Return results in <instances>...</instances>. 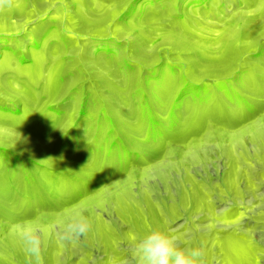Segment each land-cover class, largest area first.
<instances>
[{
    "label": "rangeland",
    "instance_id": "1",
    "mask_svg": "<svg viewBox=\"0 0 264 264\" xmlns=\"http://www.w3.org/2000/svg\"><path fill=\"white\" fill-rule=\"evenodd\" d=\"M247 28L249 37L235 40L239 56L225 59V46ZM262 49L264 0H14L0 10V166L6 147L42 163L35 181L22 172L23 183L0 185L15 196L0 200V264H28L19 240L26 225L43 230V264H121L128 246L154 229L202 247L206 264H264ZM202 51L208 58L191 74L216 61L209 69L219 78L196 84L214 87L227 75L258 108L215 87L199 100L185 86L166 104L179 106L181 123L168 110L158 123L140 120L137 69L154 71L149 81L164 92L160 75L173 77ZM59 65L65 72L54 87ZM76 210L93 228L62 242L58 227Z\"/></svg>",
    "mask_w": 264,
    "mask_h": 264
},
{
    "label": "bare ground",
    "instance_id": "2",
    "mask_svg": "<svg viewBox=\"0 0 264 264\" xmlns=\"http://www.w3.org/2000/svg\"><path fill=\"white\" fill-rule=\"evenodd\" d=\"M155 9H156V7H155ZM154 10V9H153ZM247 27V26H246ZM253 32V31H252ZM250 29L249 28H247V29H245V31L244 32H242V33H240L239 32V34H238V36L233 40V41H231V42H229L226 46H225V49H224V56L226 57L225 59H227V57H229L230 59H232L233 57H238L239 56V52H240V49H238V47H236V45H235V42L238 40L239 41V39H241V36H243V35H248V37H249V35H250ZM254 34V33H253ZM236 35V34H235ZM254 36V35H253ZM235 37V36H234ZM176 38H178V36L176 37ZM236 40V41H235ZM181 44V43H180ZM138 45V44H137ZM176 45V44H175ZM137 47V46H136ZM143 47V46H142ZM180 47V46H179ZM178 47V49L180 50V51H182V49L181 48H179ZM244 47H246V46H244ZM260 47V46H259ZM176 48V47H175ZM184 48H187V47H184ZM243 48V47H242ZM261 48V47H260ZM245 49V48H244ZM249 49V48H248ZM185 51H191V49H184ZM184 51V52H185ZM262 51H264V49H262ZM246 52V51H245ZM259 52H260V50H259ZM137 54V53H136ZM243 54V53H242ZM196 55V54H195ZM193 56V55H192ZM197 56H199L198 57V60L196 61V62H193V61H190V62H187L186 64H185V67H181L180 66V68H178V69H176V68H173L175 71H174V74H172L173 75V77H171V78H168V77H166V79H165V76H164V74H161L160 76H162V79L161 80H165L166 82H168V84H167V86L168 87H166V88H168L167 89V91H164V92H161V91H159L158 89H155L156 87H154V85H153V83L152 82H150L149 81V79H150V76L151 75H153L155 72L154 71H148V72H144L142 69H137V71H136V69H135V71H136V73H135V79H134V84H135V89H134V91H133V94H134V97L133 98H136L135 100H137L136 102L138 103V105H139V109H138V112H137V115L140 117V120L142 119H150V120H152L153 122H156V123H158L159 122V120H160V118H159V113H164V111L165 110H168V111H170L171 113H172V123L173 124H179V119H178V114H179V112H180V110H179V106L178 107H175V108H172V109H168V106H166V104L167 103H173L177 98H180L182 95H183V93L185 92V86H187V90L188 91H195L196 92V94H194V95H197V98L200 100V99H208L209 97H211L210 95H211V93H212V91L214 90V87L216 88V89H223L226 93H227V96H229L230 98H233V99H238L239 101H241L242 103H244L245 105H246V107H248L249 108V110L250 111H255L258 107L257 106H255V105H253V104H251L250 105V103H249V101L246 99V97L244 96V95H242V92H245L246 91V88H244L243 86L241 87H239V89H237V88H235L234 87V85L230 82V79L228 80L227 79V75H225L224 77L223 76H221L220 78H222L221 80H219L218 81V84L216 85V86H214V87H207V86H204V85H198V84H196V82H198V81H200V80H203L204 78H211V77H213V76H215V74H214V70H212V69H209V68H212V67H214V66H216L217 65V63L218 62H216V61H212V63L210 64V66L208 67V69H205V71L202 73H200L199 75H196V76H194L193 74H191V72H193V70H194V74H196L195 73V69L197 70L198 68V66L199 67H202L201 66V64H200V62L201 61H204V60H206L207 58H208V55H207V52L206 51H202V52H199V54L197 55ZM223 56V55H222ZM232 57V58H231ZM229 58H228V60H229ZM190 59V58H189ZM224 59V57L222 58V61L224 62V64H226V62H225V60H223ZM236 59V58H235ZM238 59V58H237ZM228 60H226L227 62H228ZM231 61V60H230ZM235 61V60H234ZM234 63V62H233ZM40 65V64H39ZM38 65V66H39ZM175 65V64H174ZM180 65V64H179ZM230 66V65H229ZM174 67V66H173ZM204 67V66H203ZM35 68H38L37 66L35 67ZM34 68V69H35ZM205 68H206V66H205ZM39 69V68H38ZM41 69V68H40ZM228 69V68H227ZM226 69V70H227ZM230 69V68H229ZM225 70V71H226ZM64 72H65V69H64V67L63 66H58L55 70H54V73H53V75H52V77H51V83L53 84V86L54 87H57L58 86V82H59V80L61 79V77L64 75ZM197 72V71H196ZM262 71H260L259 73H261ZM219 74V73H218ZM229 74V73H228ZM148 75H150V76H148ZM132 76V75H131ZM219 76V75H218ZM214 77V78H219V77ZM197 77H199V80H197ZM232 77V76H231ZM230 77V78H231ZM261 77H262V75H261ZM132 79H133V77H131ZM169 79V80H168ZM50 81H49V83H50ZM260 81V80H259ZM258 81V82H259ZM257 81H254V83H256ZM262 82H264V81H262ZM132 83V82H131ZM163 83V82H162ZM261 83V82H260ZM165 84V83H164ZM241 84V83H240ZM239 84V85H240ZM183 85V86H182ZM244 85V84H243ZM51 86V85H50ZM157 86V85H156ZM245 86V85H244ZM133 87V86H132ZM51 88V87H50ZM110 90V89H109ZM111 90H113V89H111ZM253 90V89H252ZM252 90L250 89V91L252 92ZM31 91V90H30ZM56 91V90H55ZM29 92V91H28ZM32 92V91H31ZM153 92H155L156 94H157V98L156 99H149L148 98V95L150 94V93H153ZM247 92H249V91H247ZM254 92V91H253ZM50 93V92H49ZM111 93V92H110ZM116 93H117V91H116ZM119 93V92H118ZM225 93V94H226ZM255 93L257 94V91L255 90ZM60 94V93H59ZM249 94V93H248ZM114 95V94H113ZM117 95V94H116ZM153 95V94H152ZM253 95V94H252ZM112 96V95H111ZM122 96H124V94L122 95ZM133 96V95H132ZM213 96V95H212ZM248 96V95H247ZM156 97V96H155ZM228 97V98H229ZM253 97H254V95H253ZM112 98H114V97H112ZM117 98V97H116ZM115 98V99H116ZM127 99V98H126ZM182 99V98H181ZM253 99H256V98H253ZM124 100V99H123ZM134 100V101H135ZM187 100V99H186ZM204 100V101H205ZM250 100V99H249ZM131 101V100H130ZM185 101V100H184ZM183 101V102H184ZM104 102V101H103ZM103 102H102V104H103ZM127 102V101H126ZM125 102V103H126ZM182 101H180V103H181ZM182 102V103H183ZM201 102V101H200ZM105 103V102H104ZM259 103V102H258ZM129 104V103H128ZM206 105V104H205ZM238 105H239V103H238ZM104 106H106V105H104ZM108 106H110V104L108 105ZM186 107V106H185ZM205 107V106H204ZM226 107V106H225ZM228 107V106H227ZM243 107V106H242ZM170 108V107H169ZM261 108V107H260ZM183 109V108H182ZM221 109V108H220ZM27 110V109H26ZM212 110V109H211ZM248 110V109H247ZM22 111V110H21ZM104 111V110H103ZM182 111V110H181ZM248 112V111H247ZM214 113V112H213ZM223 113V112H222ZM250 113V112H249ZM255 113V112H254ZM217 114V113H216ZM219 114H221V113H219ZM226 114H227V112H226ZM23 115H25V114H23ZM133 115V114H132ZM212 115V114H211ZM225 115V114H224ZM228 115V114H227ZM214 116V115H213ZM216 116V115H215ZM219 116V115H218ZM105 117H109V118H112V120H113V118H114V120H115V114L114 113H111V111L109 110V109H107V111L105 112ZM199 117V116H198ZM219 117H222V116H219ZM224 117V116H223ZM222 117V118H223ZM228 117V116H227ZM226 117V118H227ZM231 117V116H230ZM1 118V117H0ZM216 118H217V116H216ZM215 118V119H216ZM221 118V119H222ZM225 118V117H224ZM235 118V117H234ZM23 119H24V117H22L18 122H22L23 121ZM229 120H231V118H228ZM233 119V118H232ZM236 119V118H235ZM234 119V120H235ZM238 119V118H237ZM18 120V119H17ZM182 120V119H181ZM218 120V119H217ZM228 120V121H229ZM119 121V120H118ZM161 121V120H160ZM191 121H192V119H191ZM202 121V120H201ZM238 121V120H237ZM236 121V122H237ZM2 122V121H1ZM115 123H116V121H115ZM161 123V122H160ZM181 123V122H180ZM233 123V122H232ZM235 123V122H234ZM120 125V124H119ZM193 125V124H192ZM195 125V124H194ZM201 125V124H200ZM22 126V125H21ZM37 125H36V123H34V124H29V128H31V130H32V127H36ZM115 126V125H114ZM144 126H145V124H144ZM179 126V125H178ZM195 126H197V129H198V125H195ZM26 127V126H25ZM126 127V126H125ZM200 127V126H199ZM178 128V127H177ZM118 129V128H117ZM159 129V128H158ZM158 129H153V130H151L148 134H149V136L151 137V136H155V134H157L159 131H158ZM196 129V128H195ZM200 129V128H199ZM45 130V129H44ZM113 132H114V129L112 130ZM120 132V131H119ZM45 133V132H44ZM116 133V132H115ZM42 134V133H41ZM40 134V135H41ZM47 133H45V135H46ZM44 135V136H45ZM127 135V134H126ZM167 135V134H166ZM42 136V135H41ZM47 136V135H46ZM109 136V135H108ZM148 136V137H149ZM67 137V136H66ZM81 137V136H80ZM129 137V136H128ZM71 138V137H70ZM84 138H86V137H84ZM4 139H6L7 140V138L5 137ZM24 139V138H23ZM121 139V138H120ZM149 139V138H148ZM73 140V139H72ZM117 140V139H116ZM9 141V140H8ZM16 141V140H15ZM36 141V140H35ZM61 141V140H60ZM70 141V140H69ZM77 141H78V138H77ZM82 141V140H81ZM100 141V140H99ZM17 142H19L18 140H17ZM66 142V141H65ZM68 142V141H67ZM76 142V141H75ZM124 142V140L122 139V143ZM35 143V142H34ZM62 143V142H61ZM81 143V142H80ZM83 143H84V141H83ZM96 143V142H95ZM4 144V143H3ZM12 144V143H11ZM28 143H26V145H27ZM37 144V143H36ZM41 144V143H40ZM39 144V145H40ZM57 144V143H56ZM69 145V143H62V145L63 146H66V145ZM86 144V143H85ZM84 144V145H85ZM92 144V143H91ZM99 144V143H98ZM125 144V143H124ZM19 145V144H18ZM35 145V144H34ZM79 145V144H78ZM127 145V144H126ZM141 145V144H140ZM29 146V145H28ZM61 146V145H60ZM62 146V147H63ZM69 146H71V145H69ZM124 146V145H123ZM1 147V146H0ZM13 147V146H12ZM21 147V146H20ZM32 147H33V145H32ZM31 147V148H32ZM41 147H43V146H41ZM54 147V146H53ZM56 147V146H55ZM75 147V146H74ZM130 147V146H129ZM8 149V151H7V153H8V155L5 157L6 159V162L5 163H3V165H1L0 166V185L2 186V185H4V187H6V184H9V183H15V182H18V181H21L20 180V173H22V172H26V173H28V177H27V180L29 181V182H33V181H35L34 180V176H36V175H33V173H32V171H34L35 172V170H33V168L35 167V165L36 164H42V163H40V159L38 158V157H28V156H26L25 154H17L15 151H13V150H9V147H6V148H3V149H1V150H4V151H6ZM18 149H19V147H18ZM28 149H30V148H28ZM27 149V150H28ZM34 149V148H33ZM72 149V148H71ZM24 150V149H23ZM48 150H49V148H48ZM47 150V151H48ZM53 150H54V148H53ZM55 150H56V148H55ZM54 150V151H55ZM32 151V150H31ZM54 151H53V153H54ZM19 152V151H18ZM50 152V150L48 151V153ZM56 152V151H55ZM29 154V153H28ZM52 154V153H51ZM55 154V153H54ZM56 155V154H55ZM36 156H39V155H36ZM52 156H53V154H52ZM57 156V155H56ZM73 156H75V155H73ZM78 156V155H77ZM42 157H44L45 158V156H42ZM41 157V158H42ZM76 157V156H75ZM79 157V156H78ZM52 158V157H51ZM54 158H56V157H54ZM74 158V157H73ZM82 158V157H81ZM4 160V161H5ZM52 160V159H51ZM78 160H80V158L78 159ZM83 160V159H82ZM81 160V161H82ZM3 161V162H4ZM77 162V161H76ZM80 162V161H79ZM47 163V162H46ZM50 163V162H49ZM50 164H52V163H50ZM56 164V163H55ZM62 164V163H61ZM60 164V165H61ZM64 165H66V164H64ZM51 166V165H50ZM53 166V165H52ZM59 166V165H58ZM37 167V166H36ZM36 167H35V169H36ZM45 167H47V166H45ZM49 168V167H48ZM53 168V167H52ZM54 169V168H53ZM65 169V168H64ZM67 170V169H66ZM65 170V171H66ZM67 171H70V169H68ZM72 171V170H71ZM71 171H70V173H71ZM37 172V171H36ZM75 172V171H74ZM68 174V173H67ZM66 174V175H67ZM72 175V174H71ZM39 176V175H38ZM76 177V176H75ZM36 178V177H35ZM25 180H26V178H25ZM38 180H39V178H38ZM22 182V181H21ZM38 182V181H37ZM23 183V182H22ZM31 184V183H30ZM34 186V185H33ZM41 186V185H40ZM3 187V188H4ZM17 187H18V185H17ZM23 187V186H22ZM32 187V186H31ZM38 187V186H37ZM42 187H44V186H42ZM1 189H2V187H0ZM7 188V187H6ZM41 188V187H40ZM26 189V188H25ZM44 189H45V187H44ZM43 189V190H44ZM16 190V189H15ZM38 190V189H37ZM23 191V190H22ZM41 191H42V189H41ZM25 192V191H24ZM23 192V193H24ZM29 192V191H28ZM42 193V192H41ZM45 193V192H44ZM17 194V193H16ZM21 193L19 192V195H20ZM32 194V193H31ZM34 194V193H33ZM22 195V194H21ZM40 195V194H39ZM45 195V194H44ZM10 196H13V197H15L14 195H11V193L9 192V191H1L0 190V200H3V199H6V198H8V197H10ZM31 196V195H30ZM42 196V195H41ZM32 197V196H31ZM34 197V196H33ZM18 198V197H17ZM51 198V197H50ZM50 200V199H49ZM51 201H52V199H51ZM53 202V201H52ZM1 203V202H0ZM3 204V203H2ZM53 204V203H52ZM4 211V210H3ZM1 212V211H0ZM5 212V211H4ZM3 213V212H2ZM5 213H3V215H4ZM9 214V213H8ZM11 214H13V213H11ZM11 214H9L8 216H10ZM6 215V214H5ZM4 215V216H5ZM14 215V214H13ZM7 216V215H6ZM15 216V215H14ZM1 218V217H0ZM11 218V217H10Z\"/></svg>",
    "mask_w": 264,
    "mask_h": 264
},
{
    "label": "clouds",
    "instance_id": "3",
    "mask_svg": "<svg viewBox=\"0 0 264 264\" xmlns=\"http://www.w3.org/2000/svg\"><path fill=\"white\" fill-rule=\"evenodd\" d=\"M14 0H0V10L11 7ZM93 228L92 220L83 211H74L57 231L60 241L74 243L85 237ZM25 253L31 257L28 264H43V230L26 225L19 233ZM127 256L121 264H206L202 247H184L176 236L154 229L128 246Z\"/></svg>",
    "mask_w": 264,
    "mask_h": 264
}]
</instances>
